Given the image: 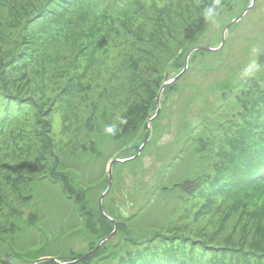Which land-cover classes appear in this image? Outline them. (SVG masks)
I'll list each match as a JSON object with an SVG mask.
<instances>
[{
	"label": "trees",
	"instance_id": "1",
	"mask_svg": "<svg viewBox=\"0 0 264 264\" xmlns=\"http://www.w3.org/2000/svg\"><path fill=\"white\" fill-rule=\"evenodd\" d=\"M222 12L232 13L231 0H0V264L78 260L113 230L97 206L108 183L102 155L136 154L159 120L146 127L164 74L182 70ZM254 62L219 83L222 102L206 125L184 130L179 144L147 139L136 158L115 163L131 165L134 179L154 154L137 183L154 179L147 203L127 217L108 209L110 189L102 210L117 234L73 264H264V60ZM83 230L96 241L64 258L65 240Z\"/></svg>",
	"mask_w": 264,
	"mask_h": 264
},
{
	"label": "rangeland",
	"instance_id": "2",
	"mask_svg": "<svg viewBox=\"0 0 264 264\" xmlns=\"http://www.w3.org/2000/svg\"><path fill=\"white\" fill-rule=\"evenodd\" d=\"M245 3L249 5L250 0L249 3L247 0H231L232 13L229 15L226 12H222L203 33V36L200 38V43L197 46L217 48L221 42V33L224 26L244 9ZM245 14L238 22L230 25L226 30L225 41L221 48L216 51L196 52L192 58L188 59L187 69L182 77L178 79L175 88L168 90L160 96V107L158 112L159 120L153 123V126L150 127L149 134L147 136L148 140L153 139L155 142L157 141V144L162 145L167 144L168 142L179 144L185 135L184 130H190L192 126L198 122H201L199 125H206L204 123L214 116L212 114V109L215 108L212 107L219 106L222 102V89H220V85L223 83H219L224 82L226 85L225 87H228L232 80L238 81L241 77H243L239 74L243 71L245 72V69H247L249 65L255 63L254 61L260 58L264 60V39L262 42H258L254 39L255 36L259 37L261 35L260 33L264 31V0H254L253 6ZM51 45L43 46V53L45 54L47 63H49L51 59L47 49ZM60 46L61 47H57L55 45L54 47H57L59 50H55L54 48L52 50H54L56 54H59L61 52L60 49L63 47L62 45ZM17 50L18 47L14 49V54ZM40 51V49L36 50V56H40ZM259 52H261V54L263 53V55H257ZM114 56L115 52L111 51L110 57L113 58ZM181 66L182 61L180 63V67ZM168 74L171 78V76L175 74V71ZM159 76H163L162 72ZM161 79L162 77L160 78V81ZM120 111L121 110L119 108H116V119L112 125L113 129L116 128L115 123L118 118L117 113H120ZM77 113L84 115L82 110ZM81 120H84V117ZM55 121V125H58L57 118ZM205 130L203 132H205ZM58 131L59 127L57 128L56 133ZM198 131H195L194 133L197 135H204L199 128ZM108 134H110V132H108ZM102 142L107 144L109 141L104 138V141ZM197 144L198 141L195 146L198 147V149L201 148V146ZM173 147L177 148L178 145H174ZM118 150V148H114V155L107 161L106 154L102 155L105 159V162L101 167L103 169L104 176L110 160L115 157V151ZM152 155L154 154L148 152L142 156L139 167L146 168L140 175L135 176L134 179L129 176L131 165L114 164L113 169L116 172V175L114 174V184L111 186L110 194L107 197V199L109 198L107 202L109 210L116 212L117 210H114L113 205L117 204V209H122L125 213H127L126 215L128 217L130 215L129 213L136 212L141 205L147 203L148 190L152 186L151 184L154 182V179L146 184H143V187H141V177L144 175L142 179L143 181H147L149 179L147 173L152 170V167H150L153 163ZM96 170H98V168L94 167V171ZM137 183L141 186H137ZM36 189L47 199H54L53 194L50 192H44L42 186H37ZM91 192L90 199L94 201L98 195L94 190ZM126 202L130 203L128 209ZM93 204L94 203L91 205ZM155 206L156 205H154V207ZM123 218L125 217L116 214V221H123ZM138 219L139 217L137 218V221ZM49 220L50 221L46 225L48 227H57L60 224L57 220ZM96 235L97 234L95 232H91L90 230H83L80 234L74 236V238L70 240L66 239L64 242L62 256L64 258H71L75 254L84 253V251L87 250L94 241H96ZM115 235L113 237H115ZM105 249L106 248L104 246L102 250L104 251ZM48 253L53 254L54 251L51 250L48 251ZM53 255H55V253Z\"/></svg>",
	"mask_w": 264,
	"mask_h": 264
},
{
	"label": "water",
	"instance_id": "3",
	"mask_svg": "<svg viewBox=\"0 0 264 264\" xmlns=\"http://www.w3.org/2000/svg\"><path fill=\"white\" fill-rule=\"evenodd\" d=\"M254 4V0H250V4L244 8L235 18H233L232 20H230L223 28L222 30V33H221V42H220V45L217 47V48H210V47H206V46H195L193 48H191L185 55L184 57V61H183V68L182 70L176 74L175 76H173L172 78L168 79V73L166 72L164 74V77H163V83L162 85L160 86L157 94H156V97H155V103H156V110H155V113L153 116H148V119H147V122H146V127L149 126L150 122L152 121V119L157 115L158 111H159V107H160V96H161V93L163 91V89L176 82L183 74L184 72L186 71L187 69V61H188V57L190 56V54L196 50H200V51H216L217 49L221 48L222 45L224 44V41H225V32L226 30L229 28L230 25L238 22L241 17L253 6ZM148 132L146 131L145 132V135H144V139H143V142L142 144L140 145V147L138 148L136 154L134 156H131V157H128V158H117V157H114L110 160L109 164H108V167H107V178H108V184H107V187L106 189L104 190V192H102L98 198V209L100 211V213L105 216V214L103 213L102 211V206H101V202H102V199L103 197L108 193L110 187H111V183H112V167H113V164L115 163H125V162H128V161H131L133 160L134 158H136L138 156V154L140 153L141 149L144 147V145L146 144V141H147V134ZM107 217V216H105ZM108 218V217H107ZM109 220H111L110 218H108ZM112 223H113V230L111 233H109L108 235H106L105 237L101 238L97 243L96 245L90 250L88 251L86 254H84L81 258H79L78 260H74V261H71V262H59L58 260L54 259V258H51V257H42V258H39L37 260H35L34 262H32L31 264H38L40 262H43V261H47V260H51V261H54L56 263H59V264H73V263H76L80 260H82L84 257H86L87 255H89L90 253H92L93 251H95L96 249H98V247L106 240L112 238L116 231H117V226H116V223L114 220H111Z\"/></svg>",
	"mask_w": 264,
	"mask_h": 264
},
{
	"label": "clouds",
	"instance_id": "4",
	"mask_svg": "<svg viewBox=\"0 0 264 264\" xmlns=\"http://www.w3.org/2000/svg\"><path fill=\"white\" fill-rule=\"evenodd\" d=\"M107 131H108V132H111V131H112V129H111V128H108V129H107Z\"/></svg>",
	"mask_w": 264,
	"mask_h": 264
}]
</instances>
